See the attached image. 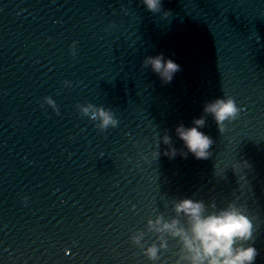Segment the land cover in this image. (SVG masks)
Listing matches in <instances>:
<instances>
[{
    "label": "water",
    "instance_id": "95a60500",
    "mask_svg": "<svg viewBox=\"0 0 264 264\" xmlns=\"http://www.w3.org/2000/svg\"><path fill=\"white\" fill-rule=\"evenodd\" d=\"M161 53L181 67L166 85L143 68ZM228 97L240 116L225 133L206 117L209 159L162 154L165 132L183 148L176 128ZM89 104L118 126L100 129ZM183 199L241 208L254 226L243 246L264 264V0H162L158 13L143 0H0V264H176L177 239L156 262L144 251L159 246L148 221L177 218Z\"/></svg>",
    "mask_w": 264,
    "mask_h": 264
},
{
    "label": "clouds",
    "instance_id": "9594fccd",
    "mask_svg": "<svg viewBox=\"0 0 264 264\" xmlns=\"http://www.w3.org/2000/svg\"><path fill=\"white\" fill-rule=\"evenodd\" d=\"M150 12L161 11L162 0H143ZM165 17L171 15L166 12ZM260 42L258 37L257 43ZM144 69H151L157 74L162 84L172 83L175 75L181 71L180 65L172 59H166L163 53L155 57H147L143 61ZM49 105L54 106L51 98H46ZM204 115L193 120L192 127L183 124L176 128L177 137L183 142V148L173 146L171 136L165 132L162 143L167 146L162 154L169 159H175L177 155L187 159L189 154L198 160H207L211 157L214 141L201 129L206 127V117L211 115L216 122L220 133L227 131V123L235 121L240 116V109L231 97L216 99L204 106ZM83 112L90 119L98 122V127L104 131L110 127L118 126V120L110 110L89 104L83 107ZM160 142L156 145L154 158L161 156ZM242 168H250L247 161L242 163ZM241 169H233L238 172ZM176 217L170 222L163 216L156 220H149L147 230L157 234L159 246L152 244L144 251V255L152 262L160 259L161 250H168V237L177 239L181 244L179 259L176 264H255L259 255L257 249L252 246L244 247L243 243L253 240L254 226L251 220L243 214L241 208L235 204H229L227 208L212 214L207 213L203 201L192 199L180 200L175 205ZM145 233L139 232L132 237V243L141 249Z\"/></svg>",
    "mask_w": 264,
    "mask_h": 264
}]
</instances>
